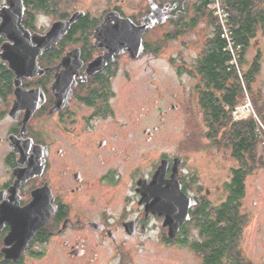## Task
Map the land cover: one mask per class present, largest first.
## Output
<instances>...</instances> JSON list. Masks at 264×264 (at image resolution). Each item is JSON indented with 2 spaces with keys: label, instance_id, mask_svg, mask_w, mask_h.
<instances>
[{
  "label": "flooded vegetation",
  "instance_id": "1",
  "mask_svg": "<svg viewBox=\"0 0 264 264\" xmlns=\"http://www.w3.org/2000/svg\"><path fill=\"white\" fill-rule=\"evenodd\" d=\"M203 1L147 0V9L135 16L125 15L118 5L99 17L83 12L82 18L88 19L85 33L68 37L74 23L49 48L33 35H45L54 23L68 21L78 11H66L64 18L52 15L54 22L43 31L34 30L33 24L26 27L22 18L30 37L29 48L25 40L22 43L28 54L16 52L19 70L1 56L14 41L0 37V264H148L147 257L160 246L168 257L188 250L190 264H212L210 257L217 245L209 227L224 207L229 209L225 215L233 216L235 177H241L243 184L237 202L242 225L235 241L223 250L219 264H264V251L253 263L241 248L243 231L253 214L247 208L242 210L246 183L259 175L263 166L260 130L253 118L255 154L241 153L245 167L230 136H223L229 135V129L219 132L208 127L207 121L217 116L205 111V82L200 75L170 58L180 79L171 96L173 104L160 111L159 122L173 114L182 118L184 129L179 134L184 140L190 134V115L200 126L198 142L208 146L203 143L186 151L181 144L182 148L162 151L154 160L146 158L147 152L138 153L135 145L113 144L116 129L133 127L116 113L118 92L113 81L120 65L159 52L153 49L149 33L170 27V20L179 17L187 4L191 7ZM64 6L67 10V4ZM110 13L136 26L147 25L139 56L133 58L117 41L95 37ZM248 50L249 46L244 63L249 68L256 57L247 61ZM27 62L31 68L25 67ZM186 76L193 81L187 86L181 79ZM214 94L211 104L216 107L220 98L216 90ZM232 113V122H238ZM256 115L264 124V116ZM107 121L112 124L108 138L100 140L101 124ZM161 127L142 130L146 143L152 142ZM193 158L195 164L199 159L210 163L208 167L215 169L216 176L197 170ZM161 166L162 177L154 181ZM208 182L211 189L205 185ZM259 210L256 214L264 218ZM254 235L264 237L261 226ZM179 264H186L185 259Z\"/></svg>",
  "mask_w": 264,
  "mask_h": 264
},
{
  "label": "rangeland",
  "instance_id": "2",
  "mask_svg": "<svg viewBox=\"0 0 264 264\" xmlns=\"http://www.w3.org/2000/svg\"><path fill=\"white\" fill-rule=\"evenodd\" d=\"M117 5L122 8L125 15L135 16L140 11L147 9V0H69L67 3L68 9L64 10L66 7L61 6V10L63 9L64 12H90L92 17H99L104 11L112 9ZM36 17L33 24L34 30L36 31L47 30L51 23L54 22L52 15L40 14ZM168 33H171L169 26L167 28L161 27L154 32H150L148 37L154 42L152 46L157 44L161 46L159 52L153 56L147 55L137 63L122 62L118 75L113 81V89L115 88L118 92V97L115 101V105L118 107L116 112L117 116L119 115V118L122 120L126 119L133 124V127L130 129L129 127L124 128L123 131L119 128L116 129L114 132L118 136L113 141V144L116 146L135 145L138 148V153L142 151L147 152L148 156L146 158L154 160L160 156L162 151H166L167 149L174 150L177 146L182 148L181 144H183L186 151H191L195 145H202L203 143V147L208 146V143L202 141V144H200L198 142L200 138V133H198L200 130L198 129H200V126L197 122L190 120V115L187 116V130L190 131V134L183 140L179 134L184 129L182 118L173 116V114L171 117L165 118L163 122H159V113L162 110L165 111L170 104H173L171 96L178 89V81L180 78L175 75L174 67L171 65V59L181 62V66L195 73L192 69L194 61L199 57L204 42L211 35L212 29L209 27V21L204 19L195 29L187 31L185 35L178 39L172 40L168 37V40L165 37ZM254 57H258L259 72L251 84L252 94L244 90L245 102L236 108L248 106L247 108H249L250 113H248L249 116L247 115V119L250 117V119L252 117L255 119L257 130H260L261 139H263L261 142L263 147L261 149L262 153L264 152V124L255 118L256 111L254 107V100H257L261 105L264 104V35L261 30H258L255 37L250 40L246 59L247 61H253ZM247 65L239 66V70L242 73L248 71L249 68ZM125 71L128 73L125 74ZM126 77H128L127 81L125 80ZM181 79L186 80V86L187 84L190 85L193 83L192 80L188 79V76L181 77ZM187 97H189V92L187 93ZM242 113L246 114V111ZM159 125H162V127L159 128L157 134H154L155 137L152 142L146 143V136L142 135V130H153L154 126ZM111 126L112 124L109 121L101 124L100 140L108 138L106 133ZM192 161V166H195L199 171L202 170L205 173L212 174L215 171L214 168L208 167L210 163L206 161L201 162V159H199L196 164L194 158ZM258 171L259 175L253 177L246 183L247 195L242 202V210L244 211L247 208L253 214L243 231L241 248H243V255L253 263L257 262L264 251V237L254 235L257 226H261L264 231V218L258 217V214H256L258 209H260V214L264 213V158L262 169ZM213 175L216 176L215 174ZM221 181L222 175H219V182L221 183ZM205 185L211 189V183L208 182ZM219 187L220 189L222 188L220 184ZM219 195H222V193L220 192ZM144 256L145 254L142 257ZM184 259L186 264H190L192 257L188 250H184L182 254L176 252L174 257H168L165 248L160 246L159 248L155 247L154 252L147 257L146 263L179 264Z\"/></svg>",
  "mask_w": 264,
  "mask_h": 264
},
{
  "label": "trees",
  "instance_id": "3",
  "mask_svg": "<svg viewBox=\"0 0 264 264\" xmlns=\"http://www.w3.org/2000/svg\"><path fill=\"white\" fill-rule=\"evenodd\" d=\"M4 0H0L2 5ZM69 0H22L25 7L23 23L26 27L34 24L37 15H55L61 18L66 14L61 10V6L68 3ZM211 0H204L201 5L189 7V4L182 10V14L177 18L170 20L171 33L165 35L169 39L175 40L197 27L202 20L209 19V27L212 33L204 42L201 53L197 59L195 72L202 77L205 82L203 88V101L207 113H214L217 118L207 121L208 127L213 130L229 129L230 133L224 134V137L230 136L231 144L234 147L236 156H240L246 151L249 157L254 156L256 139L253 134L255 124L253 119L232 122L231 113L239 105L245 102V91L251 93V84L259 72L258 57L253 61L248 71L242 73L239 66H244L246 49L250 45V40L255 37L258 30L264 35V0H220L225 12L227 13L226 26L230 32L233 43V52L227 50V41L221 37L222 27L213 13L207 9ZM181 9V8H180ZM176 13V10H175ZM175 19V20H174ZM88 26V19H80L71 27L68 37H74L75 34H84ZM90 26L88 27V29ZM155 52L161 49L160 45H155ZM232 60L236 63L231 64ZM219 93L220 100L215 107L211 102L215 98L214 91ZM254 107L257 116H264V104L261 105L254 100ZM224 108H228L226 112ZM219 114V115H218ZM228 114V117H227ZM220 116V117H219ZM241 163L246 165V158L240 156ZM246 167V166H245ZM234 205L233 216L225 215L228 208H223L218 213L216 222L211 223L209 227L210 236L216 243V251L210 257L219 264V258L223 255L229 243L235 241L239 227L242 225V218L238 215V199L243 195V184L241 177H235L234 181ZM229 205V204H228ZM226 205V207L228 206ZM223 217V218H222ZM216 262V264H217Z\"/></svg>",
  "mask_w": 264,
  "mask_h": 264
},
{
  "label": "water",
  "instance_id": "4",
  "mask_svg": "<svg viewBox=\"0 0 264 264\" xmlns=\"http://www.w3.org/2000/svg\"><path fill=\"white\" fill-rule=\"evenodd\" d=\"M25 7L22 0H4V5L0 7V37H10L14 41L15 45L10 49H4V53L1 55L2 59H7L13 63L14 68L19 70V65L14 61L17 54L25 56L28 54L23 47V40L26 41L27 47L29 43L30 33L24 29L22 25V18L24 15ZM82 12L74 13L68 21H60L54 23L45 35H33L42 42L41 45H46L47 48L52 43H56L60 37H62L77 20L83 17ZM153 23V19H152ZM147 25L136 26L129 19L121 18L117 13H110L105 17L104 23L100 28L96 29L95 37H102L108 41H117L121 43V49H128L133 58L139 56L142 51L141 37L143 36ZM113 50H119V48H113ZM37 54V53H36ZM34 58L35 53H34ZM105 59V58H104ZM31 68V65L27 62L25 67ZM99 64L96 68H99ZM162 166L154 175V181L162 177ZM155 186V184L153 185ZM175 232V231H173ZM173 235V233H172Z\"/></svg>",
  "mask_w": 264,
  "mask_h": 264
},
{
  "label": "built area",
  "instance_id": "5",
  "mask_svg": "<svg viewBox=\"0 0 264 264\" xmlns=\"http://www.w3.org/2000/svg\"><path fill=\"white\" fill-rule=\"evenodd\" d=\"M207 9L213 13V16L217 19L218 23L222 27V33L221 37L224 38L227 41V50L230 52H233V43L231 41L230 32L228 31V26H226V20H227V13L225 12L223 5L220 0H211L208 5ZM236 63L235 60H232L231 64ZM243 107V108H236L234 110L233 117L236 121L242 120L246 117H248V113H250L249 108ZM242 111H246V114H242ZM248 115V116H247Z\"/></svg>",
  "mask_w": 264,
  "mask_h": 264
},
{
  "label": "bare ground",
  "instance_id": "6",
  "mask_svg": "<svg viewBox=\"0 0 264 264\" xmlns=\"http://www.w3.org/2000/svg\"><path fill=\"white\" fill-rule=\"evenodd\" d=\"M240 108V107H239ZM243 112V111H242ZM242 114H244V113H242ZM248 118V117H247Z\"/></svg>",
  "mask_w": 264,
  "mask_h": 264
}]
</instances>
